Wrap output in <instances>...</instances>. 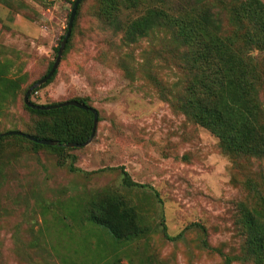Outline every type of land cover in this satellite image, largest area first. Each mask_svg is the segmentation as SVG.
Masks as SVG:
<instances>
[{
  "label": "rangeland",
  "instance_id": "374dc122",
  "mask_svg": "<svg viewBox=\"0 0 264 264\" xmlns=\"http://www.w3.org/2000/svg\"><path fill=\"white\" fill-rule=\"evenodd\" d=\"M75 1L0 2V63H9L12 79H22L17 99L0 116V134L33 131L40 121L25 109V93L55 62ZM101 1L82 2L57 75L30 97L37 105L87 99L98 111L93 141L66 153L82 172L59 166L60 153L2 143L0 264H224V256L253 264L242 225L245 216L264 213V161L226 153L217 137L172 106L170 91L182 77L172 48L160 37L125 47L101 19ZM148 6L124 11L122 20ZM144 67L162 85L150 83ZM261 86L264 110V77ZM118 167L153 190L124 188L119 171L92 174ZM104 190L136 207L150 229L145 238L119 246L105 230L62 221L64 206ZM162 223L170 237H181L167 240Z\"/></svg>",
  "mask_w": 264,
  "mask_h": 264
},
{
  "label": "trees",
  "instance_id": "16d2710c",
  "mask_svg": "<svg viewBox=\"0 0 264 264\" xmlns=\"http://www.w3.org/2000/svg\"><path fill=\"white\" fill-rule=\"evenodd\" d=\"M144 4L149 6L141 15L127 21L122 20L124 11H137ZM80 7L64 54L70 51ZM101 13V19L107 28L114 35H122V44L127 48L151 37H160L164 44L170 46L175 59L174 70L182 76L170 91L169 96H173L170 100L172 106L217 137L226 153L264 161V110L260 100L264 77V68L260 67V59L264 62L262 1L214 0L210 5L208 0H102ZM70 16L71 14L68 24ZM67 30L68 27L62 41ZM58 50L59 48L57 53ZM54 63L40 80L49 74ZM10 67L9 63H0V116L7 102L15 101L21 89L22 79H12ZM120 67L126 73H132L123 60ZM143 70L144 77L150 83L162 85L150 68L144 67ZM57 73L58 70L33 94L49 85ZM179 87L181 88L177 89ZM69 101H77L92 108L87 99ZM30 102L33 103L31 98ZM59 104L61 103L54 105ZM24 105L28 112L41 119L33 131L21 132L39 140L58 142L59 145L43 146L24 137L10 136L2 138L0 146L12 139L30 144L34 151L48 149L60 153L59 166L68 167L72 173L82 172L75 167L76 157L66 154L70 151L66 146L84 144L90 139L93 114L75 107L51 111L34 110L27 107L25 97ZM106 170L119 171L122 185L128 190L151 189L134 182L123 167L101 169L92 174L104 173ZM62 211V221L71 220L75 224H88L105 230L119 246L145 238L150 232L136 207L115 191L104 190L88 194L71 201ZM162 224L167 240L173 242L181 237H170L166 226ZM195 226L200 227L197 224ZM242 227L249 239L245 251L247 259L253 264H264V213L256 211L253 215L245 216ZM224 258V264H232L230 257Z\"/></svg>",
  "mask_w": 264,
  "mask_h": 264
},
{
  "label": "water",
  "instance_id": "95a60500",
  "mask_svg": "<svg viewBox=\"0 0 264 264\" xmlns=\"http://www.w3.org/2000/svg\"><path fill=\"white\" fill-rule=\"evenodd\" d=\"M83 0H76V2L74 3L73 9L71 11V16H70V20H69V24H68V30H67V34L64 37L63 41L60 44L58 53H57V57L54 63L53 68L51 69V71L49 72V74L42 80H40L39 82H37L35 85H33L27 92L26 96H25V103L27 105V107L34 109V110H40V111H51V110H56V109H60V108H64V107H75L77 109H81L84 111H90L93 116H94V122H93V130H92V135L90 137V139L84 143V144H69L66 147L68 148H84L86 146H88L94 139L95 135H96V131H97V127H98V123H99V113L96 109L94 108H89L88 106L79 103L77 101H69V102H64L61 103L59 105H52V106H37L34 105L33 103L30 102V96L32 95V93L37 90L38 88L42 87L44 84H46L53 76L54 74L57 72V70L60 67V64L62 62V58L64 55V52L66 50V47L69 43V40L71 38L72 35V31H73V27H74V23L76 20V16H77V11L79 6L81 5ZM10 136H19V137H24L26 139H28L29 141H32L34 143L43 145V146H58V142H54L51 140H39L33 136L24 134L21 131H10L7 133H2L0 134V140L4 137H10Z\"/></svg>",
  "mask_w": 264,
  "mask_h": 264
}]
</instances>
